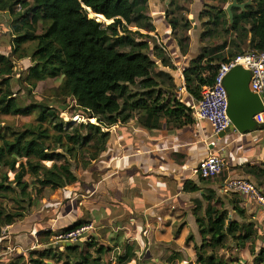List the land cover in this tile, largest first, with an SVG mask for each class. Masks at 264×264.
<instances>
[{
	"label": "trees",
	"instance_id": "1",
	"mask_svg": "<svg viewBox=\"0 0 264 264\" xmlns=\"http://www.w3.org/2000/svg\"><path fill=\"white\" fill-rule=\"evenodd\" d=\"M247 1L238 0L239 3ZM227 2L224 0L223 3ZM17 7L25 10L24 15L16 13ZM147 12L146 0H0V13L17 17L11 28L14 37L12 53L18 60L30 59L29 86L34 88L45 78H62L58 95L72 99L96 123L85 126L79 122L65 130L58 112L53 108L41 104L23 106L11 91L14 62L10 57L0 54V114L20 116L35 112L38 116L37 125L21 131L15 132L0 126V198L13 195L14 201L21 205L20 209L26 211L32 205L33 193L41 197L46 189L58 191L76 184L78 179L72 171V161L78 158L77 147L88 148V160L83 162L87 168L106 147L110 134L105 130L119 122L128 121L136 111L144 113L147 124L144 120L143 123L149 128H158V120L163 114L175 117L172 121L177 120L182 104L177 102V110H169L170 101L163 102V97L171 96L169 91H174L176 87L173 79L157 69L149 56L151 47L145 41L148 37L139 33L140 30L148 33L154 30L149 24ZM90 14L99 20L104 18L107 22H113L103 24L90 18ZM165 15L173 33L177 34L179 21H168V13ZM233 16L234 22L229 25L225 12L209 7L205 14L199 15V19H206L205 26L217 28L222 25L227 34L236 33L235 41L242 42L249 37L248 45L252 50H263L264 0H251V4L243 11L233 9ZM182 24L183 34L176 36L175 40L181 54L185 56L188 53L189 21L183 19ZM38 26L42 27L41 34H37ZM130 27L137 31L131 32ZM132 35L143 38V41L136 40ZM28 42L34 44L29 55L21 48ZM225 47L226 44H223L220 50ZM206 57L197 56L183 71L186 92L195 99L203 87L212 84L219 67L214 64L218 57ZM167 61L161 58L163 66L167 65ZM137 84L142 89L139 96L144 98L136 97L135 102H131L135 95L129 94V88ZM255 170L256 174L261 175L263 180L260 185L264 187V170ZM9 174L13 175V179L9 178ZM25 177L31 179L33 192L28 190L30 184ZM190 190L196 191L197 188ZM231 195L233 211L244 217L245 211L238 208L240 200L237 194ZM215 201L220 204L221 210L215 209L209 202L204 214L196 218L204 241L194 247L197 263L200 264H225L215 253L225 246L228 237L235 239L241 246L247 242H250L251 247L254 245L253 224L243 226L231 222L226 225L229 214L223 209L219 198ZM25 213H11L0 207V235L4 228L22 220ZM75 228L77 226L67 231ZM242 228L244 234L234 238ZM51 236V231L39 233L38 244L47 245L46 249L31 252L27 261L21 256L16 263L26 261L25 264H46V259L54 258L56 263L61 264H102V257L108 252L105 246L91 241L86 242L82 250L78 243H74L60 253L58 249L61 247L49 242ZM208 247L212 251L209 256L206 251ZM263 254L261 251L258 257ZM134 257L133 249L127 247L118 262L127 264ZM260 260L258 258L256 264H261Z\"/></svg>",
	"mask_w": 264,
	"mask_h": 264
},
{
	"label": "rangeland",
	"instance_id": "2",
	"mask_svg": "<svg viewBox=\"0 0 264 264\" xmlns=\"http://www.w3.org/2000/svg\"><path fill=\"white\" fill-rule=\"evenodd\" d=\"M147 2V16L149 18V24L154 28V30L150 33L140 30L139 33L144 35V37H148V39H145V41H148L150 44L151 50L149 52V56L153 61L160 62L162 57L168 59V55H170L167 51V43H169V40L167 37H165V33L174 42L176 36L183 34L182 20L187 19L189 21V27L187 31V35L189 37L188 51L190 49L189 47L193 45L194 40L196 53L193 56L188 54L186 57H184L185 59H183L184 61L182 63L183 66L181 67V73H179V71H177L178 68L175 67L179 75L181 74L183 76V70L189 66L191 60L197 58L199 55H205L207 56V59H215L218 57L219 59H215L214 64L220 65L223 62L231 61L239 55H243L249 51H252V48L248 45L249 37L244 39L242 42L239 40L235 41L234 36L236 33L227 34L224 32L222 25L218 26L217 28L214 26H205L204 22L206 19L204 17L203 19H199V15L202 13L205 14V12L209 10V7H215V9H220L225 12V8L232 2L231 0H228L227 4L223 3L224 0H147ZM18 12L24 15L25 10L17 7L16 13ZM165 13H168V21L171 19H177L179 21L177 34L173 33L172 29L168 25ZM89 17L96 19L103 24H108V22L105 20H99L91 14ZM16 21L17 17L10 16L8 13H0V54L10 57L13 60L15 66L14 73L11 77V91L13 93V97H15L17 101H19L25 107L41 104L43 106L53 108V110L58 112L59 118L64 123L65 130H67L69 126H74L79 122H82L85 126L89 123L96 124L95 120L89 119L88 114L80 110L72 99H64L58 95V88L61 85L62 78H45L43 81L38 82L36 87L31 88L29 86L27 80L29 76V68L32 66L30 59L24 58L22 60H18L17 56L12 53V41L14 37L11 28ZM165 29L168 30V33L164 32ZM129 30L131 32L137 31V29L133 27H130ZM41 33L42 27L38 26L37 34ZM132 37L138 41H143V38H139L138 36L132 35ZM223 44H226V47L223 50H220ZM21 48L26 51L27 55H29L34 48V44L28 42L22 45ZM157 69L161 70L160 66H157ZM180 84L181 85H177V83H175L176 87L173 89L174 91L172 96L163 97V102L165 103L166 101H170L171 106L169 107V110H177V102H181L182 106L187 109L186 113L184 114L185 117L192 118L193 116V118L195 117L194 120H197L194 105L198 102L201 92H199L197 99H195L188 95L184 88L183 90L182 88H178V86L183 87L184 85L183 83ZM140 92H142V89L138 84L134 87H130L129 94L135 95L132 97L133 100L131 99L130 101L135 102L137 98H144L143 96H139L141 94ZM146 102L149 103L147 100ZM143 115L144 113L141 111H139L137 114H132L134 119L136 117H142ZM37 117L38 116L35 112L20 116L0 114V126L17 132L31 125H37ZM84 134H86V129L84 130ZM245 143L246 141L242 139L237 144ZM237 144L235 143L236 146ZM230 147L231 146H227L226 144L219 147L218 155H220V157L224 160L225 164L227 156L225 154L226 151L224 150H227ZM77 151L78 158L77 160L72 161V171L78 178V182L76 184L58 191L46 189L41 197H36L33 193L32 205L26 211L20 209L21 205L14 201L15 197L13 195H8L6 198H0V207L4 211L11 213L17 211L26 212L25 217L15 223V226L20 227L14 228V231L10 232L9 234L8 232L6 233L8 229L10 230L9 227L2 230L0 235V264H25L31 252H41L46 249L47 245L38 244L37 236L39 232L43 233L51 231L53 236L50 237L49 242L53 243V245H56L60 244L56 241L57 238L61 234L68 232V229L72 228L73 226H77L78 228L82 225L91 224V233L87 234L82 241H78L76 243L80 245V250L85 248L86 242L93 241L98 245H103L100 241L102 239L99 235L100 232L98 230L100 227L97 222V215L99 212L97 203L99 201V194H101L98 193L99 190H101L98 187V159L92 161L91 165L85 168L83 166V162L88 160V148L77 147ZM47 165L50 164L48 163ZM228 173L229 169H227L224 175L220 176L219 178L208 181L203 180V182L210 184L211 186H215L216 189H220L223 182L229 181ZM9 178L13 179V175L9 174ZM232 178L233 179L230 180L241 179L237 177ZM25 180L30 184L28 190H32L34 185H32L31 179L25 177ZM251 183L262 189V192H264V187L260 185L259 180L253 179ZM239 196L240 194L236 195L237 199ZM219 199L221 201H223V199L228 200V197ZM215 200L216 198L213 200L214 204L216 205L214 208L221 210V206ZM229 201L231 200L229 199ZM88 203L91 204V206L88 205ZM251 203L254 205L256 211H259L257 206L258 204L255 202ZM24 206V208H26V205ZM238 208L245 211L244 217L241 218L238 216L230 206H227L225 209L223 207V209L228 212L229 216H231V220L229 219L226 225H229L231 222H237L243 226H246L250 223L253 224L254 245L251 247L250 242H247L244 246H241L235 239L228 237L225 242V246L221 249H218L215 253V256L225 264H256V260L258 258L261 259V264H264V254L258 257L261 251L264 252V214L259 213L258 217L254 219V217H256L255 213L251 215L245 207H240L239 205ZM203 214L204 212L202 211L200 215ZM197 228H191V231L192 229L194 232L196 231L195 234L187 233L185 235V244L187 247H191L189 250V256L186 253L187 250L185 251V255L178 253L179 255L174 256L176 255L174 253L172 255L170 254V256L167 255L166 257L160 259L154 257L144 260L142 256H138V258L127 264H200L197 263L194 247L200 246L204 243V241H202L203 239L201 238ZM27 230H30V232ZM176 230L177 226L173 227L174 237L178 235L176 234ZM242 234H244V228L239 230L234 238H237ZM104 245L107 247L110 246L108 242ZM124 248V246L118 248H109L108 252L102 257V264H120L118 262V258L123 256L125 253ZM58 251L63 253L64 247L59 248ZM206 251L208 256L212 255V251L209 247L206 248ZM155 255L157 254L155 253ZM21 256L26 261H20L19 263H16L17 258ZM45 263L61 264L56 263L54 258L46 259Z\"/></svg>",
	"mask_w": 264,
	"mask_h": 264
},
{
	"label": "crops",
	"instance_id": "3",
	"mask_svg": "<svg viewBox=\"0 0 264 264\" xmlns=\"http://www.w3.org/2000/svg\"><path fill=\"white\" fill-rule=\"evenodd\" d=\"M164 32L168 33V30ZM165 37L169 40L167 65L163 66L161 60L154 62L160 66L159 71L175 80L174 84H184L178 88L186 90L184 77L177 71L181 73L184 57L196 53L194 40L187 55L183 56L177 41L173 39V42L166 33ZM186 111L181 106L175 121H172L175 117L163 114L158 120V128L144 126L147 124L145 115L135 119L131 115L128 121L119 122L107 130L110 138L98 158V187L101 189L98 193L101 194L97 203L98 231L106 248L131 247L134 259L142 256L144 260L160 259L174 253V256L178 253L185 255L186 250L189 256L191 247L186 246L185 235L196 233L191 228L198 227L196 218L202 216L200 214L209 202L214 207L215 198L228 197L221 202L224 209L230 206L233 210L229 201L233 192L225 189V182L220 189H216L204 183L196 173L199 163L211 153L218 155L219 147L224 144L231 146L224 150L228 180L232 177L250 182L253 179L263 180L255 169L257 172L264 170V130L221 139L214 135L207 122L194 120L193 116L186 118L182 114ZM242 139L246 143L237 144ZM194 187L197 190L191 191L190 188ZM239 200L238 205L245 207L251 215L255 213L256 219L260 212L256 211L251 201L241 196ZM175 226L176 237L173 236ZM18 227L13 225L6 233ZM107 242L109 247L104 245Z\"/></svg>",
	"mask_w": 264,
	"mask_h": 264
},
{
	"label": "built area",
	"instance_id": "4",
	"mask_svg": "<svg viewBox=\"0 0 264 264\" xmlns=\"http://www.w3.org/2000/svg\"><path fill=\"white\" fill-rule=\"evenodd\" d=\"M238 65L251 72L250 90L258 95L264 93V49L261 51L252 50L231 61L221 63L212 84L202 88L200 98L194 106L196 118L207 122L216 136L224 132L230 124L227 116L228 99L223 80L227 73ZM254 120L259 129L264 128V112L256 115ZM227 169L224 160L217 154L211 153L199 163L196 173L200 179L208 181L224 175ZM225 189L255 202L258 204L259 212L264 214V192L253 183L244 179L229 180L225 182ZM91 230V224L82 225L61 234L56 241L73 244L82 241L87 234L91 233Z\"/></svg>",
	"mask_w": 264,
	"mask_h": 264
},
{
	"label": "water",
	"instance_id": "5",
	"mask_svg": "<svg viewBox=\"0 0 264 264\" xmlns=\"http://www.w3.org/2000/svg\"><path fill=\"white\" fill-rule=\"evenodd\" d=\"M250 4L251 0H248L245 3H239L238 0H232V2L225 8L229 24L232 25L234 22L233 9H240L243 11L245 10V7ZM101 18L103 17L101 16ZM103 20L105 19L103 18ZM112 22L113 21L108 22L107 25ZM250 79L251 72L239 65L231 69L224 77L223 86L227 93V116L230 124L224 132L217 135L218 138L222 139L226 136L236 134L246 135L259 131V127L255 122L254 117L264 112V93L261 95L253 93L249 88ZM72 245V243L68 242L56 244V247L65 248Z\"/></svg>",
	"mask_w": 264,
	"mask_h": 264
},
{
	"label": "bare ground",
	"instance_id": "6",
	"mask_svg": "<svg viewBox=\"0 0 264 264\" xmlns=\"http://www.w3.org/2000/svg\"><path fill=\"white\" fill-rule=\"evenodd\" d=\"M89 12H91V11H89ZM92 13V12H91ZM94 15V14H93ZM95 16H97V15H95Z\"/></svg>",
	"mask_w": 264,
	"mask_h": 264
}]
</instances>
